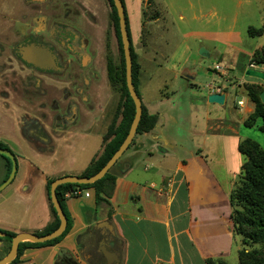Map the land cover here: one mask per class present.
Returning <instances> with one entry per match:
<instances>
[{
  "label": "crops",
  "instance_id": "0c3cea01",
  "mask_svg": "<svg viewBox=\"0 0 264 264\" xmlns=\"http://www.w3.org/2000/svg\"><path fill=\"white\" fill-rule=\"evenodd\" d=\"M79 1L95 19L99 6L107 2ZM123 1L138 66L137 91L148 114L157 116L156 125L148 133L135 135L117 161L110 206L96 205L92 189L88 197H68L66 210L72 219L68 234L56 246L23 250L15 264H57L60 250L72 254L77 264H107L103 247L117 256L111 264H207L208 260L238 264L241 247L233 236L229 194L243 163L237 149L241 139L234 125L219 116L201 115L202 125L197 128L193 122L197 115L186 118L168 113L174 95L168 80L154 85L153 97L147 73L158 67L173 73V84L180 78L188 90H197L196 71L185 67L187 59L177 70L164 64L178 48L189 55L194 49L200 57L217 60L212 71L222 80L207 91L205 104H214L208 97L218 93L224 96V105L228 90H217L227 88L225 75L234 76L240 63L237 57H242L243 73L248 69L264 72V64L251 63L254 53L264 48V0ZM84 19L94 53L98 51L94 60L98 72L100 57L107 54L106 31L102 33L97 19L94 23ZM178 25H186L181 35ZM44 26L41 19L39 29ZM250 28L261 29V35L249 37ZM113 44L118 49L112 28ZM96 105V110L102 108ZM113 117L76 115L63 122L50 115L51 123L43 124L44 135L36 141L24 133L20 115H0V143L16 160L12 181L0 191V230L34 234L45 229L52 221L47 180L80 176L101 154L102 139ZM77 121L80 124L75 125ZM7 167L0 156V185L6 180ZM99 223L107 224L97 227ZM7 252V243L0 239V260Z\"/></svg>",
  "mask_w": 264,
  "mask_h": 264
},
{
  "label": "rangeland",
  "instance_id": "374dc122",
  "mask_svg": "<svg viewBox=\"0 0 264 264\" xmlns=\"http://www.w3.org/2000/svg\"><path fill=\"white\" fill-rule=\"evenodd\" d=\"M148 1L151 2L152 0ZM32 4L30 2L25 3L24 0H0V115H20L24 133L30 138H36L34 139L36 141L37 136L44 135L42 133L43 124L51 123L50 115L64 114V108L68 101H72L73 105H78L79 115H114L121 96L122 84L120 80L119 52L116 44L115 46L114 44L112 45V23L109 16L110 6L108 2L105 1L103 6H99L96 19L102 33L106 31L105 33L108 34L109 48H107V54L104 57H108V60L112 58V61L109 60V62H111L113 76L111 80L110 78L107 79L105 75V62L107 59L105 60L104 57H100L101 59L98 62L99 71L97 73L99 80L95 79V82L101 85L99 96L95 98L91 88L85 89L84 96L87 100L85 102H82L74 93L75 89L82 87L80 77H75V82L73 83L75 88L73 89L68 84L66 85L56 81H64L66 78L65 74H51L53 78V81H51L29 70L17 57V46L24 43L27 37L26 35H29L28 33H31V31L36 32L42 30V28L39 29L33 25L34 17L39 16L37 10H42L47 15L52 10H55L57 15L50 18L54 23H58L66 29L75 30L83 36L87 28L84 23V18H86L85 14L79 9L82 1L52 0L51 5L47 7L49 9H44L42 3L40 7ZM34 12L35 14L32 16ZM26 25H28L27 30ZM178 27V33L180 35L183 34L186 30V25H178ZM24 30L26 31L24 32ZM22 32L26 33V35L19 34ZM41 36L44 41H47L46 33ZM82 39L84 50H86L88 37L84 35ZM181 41L178 40V44ZM95 44L97 46L96 41ZM99 44V50L103 51V36L100 38ZM54 48L57 50L55 45ZM96 52L98 55V51L95 50ZM186 59L187 61H185ZM238 59L240 63L238 61L234 74L235 77L227 73L225 75L227 88L225 90L220 89V92H226L228 90L224 105L215 106V104H205V94L207 91L212 90L217 84H221L222 80L212 71L217 60L213 57L211 59L200 57L194 49L191 50V54L189 55V53H184L182 48H178L175 55L169 57V61L164 63L163 60L159 64L164 63L168 69H174L172 67L173 65L176 66L175 70H177L182 68L183 62L185 61V67L196 71L197 77L195 84L198 86V89L188 90L180 78L177 84H173V73H166L156 67L152 72L147 73L149 80L152 81L149 85L150 95L153 97L156 96V92L152 90L156 83L160 82L163 84L164 81L168 80L167 86L169 87V91L174 92L173 107L168 113L171 115H185L186 118L188 115H197V118L193 121L197 128L202 125L201 121H199L201 115H210L212 118L219 116L234 125V130L237 132L239 139L253 140L264 151V133L261 131V128L264 126L263 120L261 118L256 119L254 125L250 128L244 126L245 118L254 110V104L247 97L246 90L248 88L253 89L255 92L263 91L264 82L246 77L244 75L245 72L243 73L242 71V57L241 59L237 57ZM86 77L88 76L86 75ZM89 77L91 76L89 75ZM87 79L89 80V78ZM242 79L243 81H240ZM37 82L40 83V86ZM43 82L45 89L46 87L49 88L50 96L46 97V95L40 92ZM36 86H39V88ZM161 89L163 92H168L164 87ZM71 98L75 99L76 104ZM238 101H243L241 107L237 106ZM96 103L99 104V108L102 107L100 110H96ZM97 112L98 114H96ZM36 118H40V120ZM119 120L120 118H118L117 122ZM74 124L78 125L80 123L77 121ZM237 239L239 241H236V246L241 247V240L239 238Z\"/></svg>",
  "mask_w": 264,
  "mask_h": 264
},
{
  "label": "trees",
  "instance_id": "16d2710c",
  "mask_svg": "<svg viewBox=\"0 0 264 264\" xmlns=\"http://www.w3.org/2000/svg\"><path fill=\"white\" fill-rule=\"evenodd\" d=\"M124 9L126 20V30L130 40L128 22L126 19V11L124 1L120 0ZM110 6V20L117 41L118 52L120 56V80H121V96L117 104L114 117L102 139L103 149L100 155L95 157L80 177H92L103 165L109 160L113 153L118 149L122 141L127 135L130 124L134 117V104L129 97L125 85V66L120 40L118 18L112 0H107ZM155 13H150L151 19L155 18ZM146 16L145 13L143 14ZM262 30L248 29V36L253 38L260 36ZM130 53L132 58V82L137 91V73L138 66L135 61V54L130 44ZM107 59L108 79H112L111 63ZM251 63L255 65L264 64V48L256 51L251 58ZM118 76V75H116ZM247 97L254 104V110L244 120V126L250 128L254 125L256 119L261 118L264 122V106L259 100V92L247 88ZM120 118L119 122H117ZM157 116L148 114L147 110L142 106V114L137 126L136 135H142L150 132L156 125ZM264 133V126L261 128ZM130 146V145H129ZM0 149L9 151V149L0 143ZM238 152L243 158L239 176L234 183L233 189L229 194V205L231 208V220L233 223V236L241 241V248L237 251L238 264H264V151L261 147L250 139H243L238 143ZM13 155V154H12ZM1 156V155H0ZM8 162L6 178L11 171V162L9 159L1 156ZM117 178L116 164L109 170L107 174L100 180L91 185L63 184L56 188L55 194L66 218V228L64 232L54 240L45 243L22 242L19 244L17 256L10 264H15L18 257L25 249H35L41 247L56 246L68 234L72 227V219L66 210V200L68 197H78L77 192L92 189L94 191L96 205L104 204L110 206L109 199L114 191V184ZM55 179H49L46 182V194L52 215L51 223L42 231L36 232V235H45L55 230L59 225V219L50 201V185ZM15 233L0 230V239L7 243V249L10 248V241ZM207 264H226L222 260H208Z\"/></svg>",
  "mask_w": 264,
  "mask_h": 264
},
{
  "label": "water",
  "instance_id": "95a60500",
  "mask_svg": "<svg viewBox=\"0 0 264 264\" xmlns=\"http://www.w3.org/2000/svg\"><path fill=\"white\" fill-rule=\"evenodd\" d=\"M113 6L116 10L120 40L122 45V52L124 58L125 66V85L134 104V117L130 124L129 130L126 137L118 147V149L113 153L109 160L103 165V167L92 177H80V176H64L56 178L50 185L49 197L53 205V208L56 212V215L59 219L58 227L52 232L45 235H36L32 233H20L16 234L10 241V248L6 255L0 260V264H10L15 257L17 256V251L19 244L22 242H31V243H45L59 237L66 228V218L62 212V209L59 205V202L56 198V188L63 184H76V185H91L103 178L105 174L117 163L120 157L128 149L130 143L132 142L134 136L136 135L137 126L139 124L141 114H142V103L140 97L138 96L134 84L132 82V58L130 53V40L128 38L126 30V20L124 15V9L120 0H112ZM18 55L20 59L29 65L34 66L38 69H54L55 68V57L48 47L44 45L29 44L20 46L18 49ZM201 56H205L204 51L200 52ZM244 75L246 77L254 78L264 82V72L255 71L253 69H248L245 71ZM259 100L264 106V90L259 94ZM209 103H214L222 105L224 103V96L221 94H212L208 97L207 100ZM0 155L9 159L11 162V171L8 178L0 185V191L6 187L13 179L16 172V160L10 151L0 149ZM107 223H99L97 227H104ZM111 237H108L110 240L114 237L113 232H111ZM104 238V242L109 240ZM102 254L104 259L107 261V264H111L113 259L117 258L116 255L107 252L106 248L103 247ZM58 261L57 264H77L74 256L72 254L66 253L64 250H60L57 254Z\"/></svg>",
  "mask_w": 264,
  "mask_h": 264
},
{
  "label": "flooded vegetation",
  "instance_id": "af4514ba",
  "mask_svg": "<svg viewBox=\"0 0 264 264\" xmlns=\"http://www.w3.org/2000/svg\"><path fill=\"white\" fill-rule=\"evenodd\" d=\"M25 3H33L32 5L35 6H39L41 4L35 3L31 0H24ZM52 3V0H45V2L42 4L44 5V9L49 7ZM79 9L80 11L85 14V17L87 19H89L90 21H92L93 23L96 21L95 17H93V15L87 11L86 9H84V7H82L81 5H79ZM49 9V8H47ZM50 12V11H49ZM47 12V13H49ZM37 13L39 14L38 17H34L33 19V25H35L36 27L39 28V26L41 25V19L45 20V26L43 30H39V31H31V33H28L29 35H26V33H24L27 30V26L26 25V30H24V32L19 33V34H25L27 37L24 41V43L22 45H18L17 46V57L18 59L26 66L28 67L29 70L34 71L35 73H37L39 76L45 77L51 81H53V78L51 76V74H58V75H64L66 76L64 81H60V80H56L57 82L63 83V84H68L71 88H75V86H73V83L75 82V77H80L81 79V83H82V87H79L77 89L74 90V93L76 94V96L82 101L85 102L86 97L84 96L85 94V89H90L93 91V95L95 97L96 95V90L97 87L99 85L98 82H95V79L99 80V77L97 75V71H96V66L94 64V60H95V53H94V49H93V41L91 39V37L89 36V34L85 33L83 34L86 35L88 37V43L86 45V50H84V43H83V39H82V34L75 31V30H69L66 29L65 27H62L61 25H59L58 23H54L52 21V19L57 15L55 10H52L48 15L44 14L42 10H37ZM35 12L32 14V16H34ZM51 16V17H49ZM46 33V37H47V41H44L43 37L41 35H44ZM29 44H37V45H44L46 47H48V49L52 52V54L55 57V68L54 69H38L35 68L32 65L26 64L24 63L19 55H18V49L21 46L24 45H29ZM54 45L57 47V50L54 48ZM104 48L107 51L108 47V34L105 33V38H104ZM108 57L105 58V60ZM110 61H112V58H109ZM87 62V63H86ZM109 62V61H108ZM111 63V62H109ZM107 61L105 62V75L108 79V73H107ZM86 75L88 77H86ZM89 75L91 77H89ZM89 78V80L87 79ZM92 78V79H90ZM39 82H37L38 84ZM40 86V83L38 84ZM39 86L37 88H39ZM45 89V85L44 82L42 83V87H41V93H43V95L50 96V90L48 87H46ZM35 87V86H34ZM54 99V97H53ZM72 100H74L75 103V99L71 98ZM60 102L63 103V101L60 100ZM56 104V103H54ZM76 104V103H75ZM65 112L64 114L61 115H53V119L55 121V119L61 120L64 122V120L67 119H74L76 117V115H79L80 113H78V105H73L72 101H68L65 105ZM42 133H43V128H42ZM39 136H37L38 138Z\"/></svg>",
  "mask_w": 264,
  "mask_h": 264
},
{
  "label": "built area",
  "instance_id": "2783aa9c",
  "mask_svg": "<svg viewBox=\"0 0 264 264\" xmlns=\"http://www.w3.org/2000/svg\"><path fill=\"white\" fill-rule=\"evenodd\" d=\"M218 92H220V89L217 90ZM243 105V101H238L237 102V106L241 107ZM89 190H86V191H82V192H77L78 195H82V196H85V197H88L89 196Z\"/></svg>",
  "mask_w": 264,
  "mask_h": 264
}]
</instances>
